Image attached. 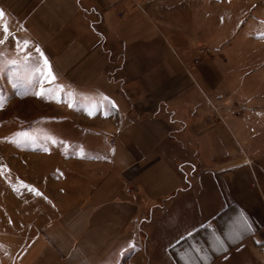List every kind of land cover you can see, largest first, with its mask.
I'll list each match as a JSON object with an SVG mask.
<instances>
[{"label": "crops", "instance_id": "0c3cea01", "mask_svg": "<svg viewBox=\"0 0 264 264\" xmlns=\"http://www.w3.org/2000/svg\"><path fill=\"white\" fill-rule=\"evenodd\" d=\"M184 8L0 0L7 67L36 74L31 96L48 119L79 122L82 153L103 170L8 264H264L252 155L264 150V93L246 87L255 71L238 67L234 43L215 49L230 18L214 25L202 3Z\"/></svg>", "mask_w": 264, "mask_h": 264}, {"label": "rangeland", "instance_id": "374dc122", "mask_svg": "<svg viewBox=\"0 0 264 264\" xmlns=\"http://www.w3.org/2000/svg\"><path fill=\"white\" fill-rule=\"evenodd\" d=\"M149 1L170 11L181 4L183 12L187 2L202 3L213 13L214 25L229 17L227 30L214 40L215 49L220 45L226 53L229 42L234 43L233 50L240 53V65H234L244 74L255 71L243 76L246 87L254 88L253 80L264 93V0ZM6 62L0 54V264H8L27 239L75 205L86 194L88 182L103 172L99 163H89V155L82 154L79 122L48 119L52 108L31 96L36 74L21 72L13 63L7 67ZM261 128L264 131V125ZM252 155L264 186V150Z\"/></svg>", "mask_w": 264, "mask_h": 264}, {"label": "snow or ice", "instance_id": "6c2138e0", "mask_svg": "<svg viewBox=\"0 0 264 264\" xmlns=\"http://www.w3.org/2000/svg\"><path fill=\"white\" fill-rule=\"evenodd\" d=\"M4 15H5L4 10H3V9H0V18H3ZM3 27H4V31L7 32V31H8L7 24L3 25ZM0 43H3V41L0 40ZM29 43H30V41L27 40V39H25V40L23 41L22 44L17 43V48H18V49L27 48L28 45H29ZM36 51H37V52L39 53V55L43 58L44 66H48V63H49V62H48L47 57L44 55V53H43L39 48H36ZM11 63L15 64L16 62H15V61H11ZM40 71H41V73H43V68H41ZM48 76H49L50 78H53V79H54V77H52V73H51V69H50V68H49V70H48ZM41 91H43V89H42ZM37 94H40V93H37ZM2 106H3V105L0 104V107H2ZM53 142L55 143V140H53ZM82 154H83V153H82ZM2 168H3V165H0V170H2ZM20 183L23 184L24 182L21 181ZM24 186H25V187H28V188H29L30 190H32V191H35L37 195H42V193H40L38 189H34V188H32V186H30V185H24Z\"/></svg>", "mask_w": 264, "mask_h": 264}]
</instances>
